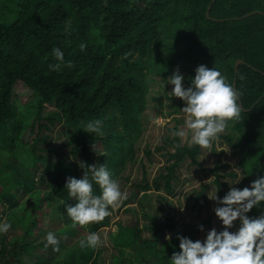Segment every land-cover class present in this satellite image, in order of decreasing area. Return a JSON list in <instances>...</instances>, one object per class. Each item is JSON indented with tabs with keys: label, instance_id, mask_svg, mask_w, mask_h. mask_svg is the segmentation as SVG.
Here are the masks:
<instances>
[{
	"label": "trees",
	"instance_id": "obj_1",
	"mask_svg": "<svg viewBox=\"0 0 264 264\" xmlns=\"http://www.w3.org/2000/svg\"><path fill=\"white\" fill-rule=\"evenodd\" d=\"M68 21L71 35L65 32ZM81 43L87 45L83 52ZM54 48L63 52L65 64L71 61L74 67L62 64L60 71H51L49 65L57 63ZM238 60L242 63L235 70ZM174 65L188 72L185 89L197 67L204 65L220 71L226 83L241 92L240 119L229 122L220 137L233 148L241 184L250 188L264 176V0H0V205L15 212L18 202L12 199L22 191L19 185L25 184L22 196L34 197L36 212L54 201L75 206L77 201L65 188L70 177L67 167H73L76 179L82 178L84 169L80 163L67 162L51 146L54 130L68 138L71 157L86 166L106 165L117 181L126 164L136 159L147 101L158 98L150 94V86L154 78H171L177 70ZM16 84L30 93L24 106L14 99ZM96 119L103 122V136L85 132L87 123ZM29 124L24 142L22 133ZM165 143L170 147L164 153L167 162L153 183L172 194L180 183L178 168L185 160L197 165L201 148L182 143L178 136ZM50 152L56 153L55 160L47 156ZM150 155L146 149L145 156ZM37 170L42 172L39 178ZM136 187L143 190L141 203L151 185L136 183ZM93 191L101 193L94 182ZM134 198L132 193L123 202ZM197 204L195 197L193 206ZM202 209L208 210L207 199L199 205ZM261 214L264 202L246 215ZM145 218L144 228L128 221L116 223L115 233L107 231L109 245L116 251L114 264H171L173 253L180 251L177 238L162 240V234L173 228L169 218L159 221L148 212ZM211 218L212 214L203 222ZM108 224L106 217L81 230L97 233ZM70 225L55 231L72 236L76 228ZM143 230L149 233L146 237ZM223 230L221 226L217 232ZM84 239L86 234H81L69 247L59 240L60 250L54 252L49 246L48 255L35 254L26 242L22 248L30 258L23 264H102L101 249L79 247ZM14 243L7 254L0 245V264L21 263Z\"/></svg>",
	"mask_w": 264,
	"mask_h": 264
},
{
	"label": "rangeland",
	"instance_id": "obj_2",
	"mask_svg": "<svg viewBox=\"0 0 264 264\" xmlns=\"http://www.w3.org/2000/svg\"><path fill=\"white\" fill-rule=\"evenodd\" d=\"M10 17V15H7ZM175 69L183 76V86H186V79L188 72L174 65ZM150 86V94L158 97L155 99H148L147 107L142 114V134L139 141L136 143V159L134 162L126 164L124 171L118 178V183L122 193H135L134 200H129L126 203L122 202L119 208L111 209V215L108 216V226H103L97 234L101 238V263L114 264L112 256L116 251L110 247L109 241L106 238L107 231L116 232V223L125 225L128 221H137L141 228H144L148 222L145 218V213L150 215L155 214L159 221L164 217L170 219L173 225L171 231H165L162 236L164 241L172 238H177L175 232L179 233V237H186L193 242L200 240L203 242L206 239L207 233L215 228L217 231L222 226V222L215 215V209L222 207L218 201L222 200L223 193L226 195L230 189L242 190L246 186L241 184L242 173L237 167V157L233 153V148L225 139L219 137L218 141H214L211 149H201L197 160V165H192L189 160L178 168L177 176L180 183L176 185L172 194L164 192L163 189L157 188L153 183L155 177L163 169L166 159L164 153L170 149L165 140L172 138L173 129L185 130V114L181 111L186 104L171 96L173 85L169 83L170 77L166 81H160L157 78ZM148 94V96L150 95ZM30 98V93L21 84H16L14 89V99L16 104L24 106V103ZM27 107L31 108L30 103ZM50 108V107H49ZM47 108V110H49ZM32 111V109H31ZM30 124L24 128L21 139L25 142L30 134ZM58 131L53 132L50 139L51 146L62 152L61 156L67 162L81 163L69 155L68 138L57 134ZM182 143L190 142V136L187 139H181ZM47 144H42L41 147H46ZM151 152L150 157L145 156V150ZM43 153V152H42ZM48 157L56 159V153L50 152ZM97 158L94 163L97 162ZM21 167V166H20ZM67 173L70 177H74L73 167H67ZM23 170L20 169L19 173ZM11 173V172H10ZM232 174H235L233 176ZM35 177L39 178L42 175L40 170L35 172ZM145 177V180H143ZM148 182L151 187L150 190L144 192L147 195L145 200L140 202V196L143 193L142 189L136 187V183L144 184ZM14 189L17 185L14 184ZM17 195L12 199L13 203L18 202V207L15 212H8L0 205V225L4 223L11 224V228L7 233H0V245L6 249V254L14 241V250L20 254V264L27 263L30 254L22 248L24 243L33 245V252L36 254H49L46 249L41 248V245L46 243V235L52 232L56 237L63 242V245L69 247L74 245L81 234H89L86 230H81L79 226L76 227L74 235L67 237L66 235L58 234L55 229L60 226L71 224L70 218L67 215L66 208L69 206L63 205L59 201H54L48 208L44 207L42 210L36 212V204L34 205V197L30 194L22 196L26 189L25 184L19 185ZM223 192V193H222ZM198 193L202 194L198 197ZM215 200H213L215 198ZM198 198L197 206H193V199ZM213 198V199H209ZM127 199V198H126ZM208 200V210H198L199 205H202L205 200ZM124 201V200H123ZM5 206L9 205L7 202ZM132 210L130 212L129 210ZM17 213V214H16ZM212 214L209 223L203 222L207 216ZM56 220L61 221V225H57ZM39 221V223H38ZM239 220L233 222V227L230 232H237L239 230ZM203 226V231L200 230ZM68 229V228H67ZM149 233L143 230L142 235L146 237ZM46 250V251H44ZM32 252V251H31ZM28 257V259H27Z\"/></svg>",
	"mask_w": 264,
	"mask_h": 264
},
{
	"label": "clouds",
	"instance_id": "obj_3",
	"mask_svg": "<svg viewBox=\"0 0 264 264\" xmlns=\"http://www.w3.org/2000/svg\"><path fill=\"white\" fill-rule=\"evenodd\" d=\"M65 32L71 35L70 21L66 23ZM86 47L85 43L79 45L82 52ZM52 55L57 63L49 65L51 71H60L62 64L65 67H74L71 61L64 63V54L59 48H54ZM183 79L177 69L168 80L174 86L171 96L186 104L181 110L186 117L185 130L173 131L171 134L181 139L190 136L191 144L201 149H211L213 142L219 140L229 122L240 119L242 106L238 101L242 94L226 83V78L220 71L204 65L197 67L187 89L183 86ZM102 123L99 119L89 121L85 132L103 136ZM80 167L84 169L82 178L68 177L65 185L69 197L77 201L75 206L66 208L72 221V229L102 222L111 215L109 208H119L127 198L106 165L86 166L81 162ZM93 182L99 186L100 195L94 194ZM215 199L216 195L213 200ZM218 202L223 206L214 211L224 230L218 233L215 228L211 229L203 242H193L189 238L178 236L180 251L173 253L171 264H264V214L257 218L246 215L253 207L264 202V176L256 179L250 188L230 189ZM237 220L240 222L239 230L230 232L228 229ZM10 228L11 224H2L0 233H7ZM200 230L203 231V226H200ZM45 239V249L51 246L54 252L60 250V241L54 233L49 232ZM100 246L101 238L97 233H90L79 242L81 249L95 250Z\"/></svg>",
	"mask_w": 264,
	"mask_h": 264
},
{
	"label": "water",
	"instance_id": "obj_4",
	"mask_svg": "<svg viewBox=\"0 0 264 264\" xmlns=\"http://www.w3.org/2000/svg\"><path fill=\"white\" fill-rule=\"evenodd\" d=\"M207 16H208V14H207ZM240 63H242V61H241V60H238V61L236 62V64H235V70H236V68H237L238 64H240ZM233 84H234V86H235V82H234Z\"/></svg>",
	"mask_w": 264,
	"mask_h": 264
}]
</instances>
